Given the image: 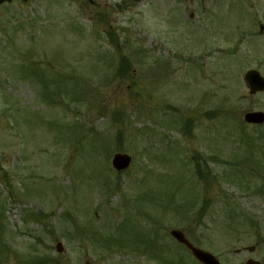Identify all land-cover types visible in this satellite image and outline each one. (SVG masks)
I'll return each instance as SVG.
<instances>
[{
  "label": "rangeland",
  "instance_id": "rangeland-1",
  "mask_svg": "<svg viewBox=\"0 0 264 264\" xmlns=\"http://www.w3.org/2000/svg\"><path fill=\"white\" fill-rule=\"evenodd\" d=\"M261 27L264 0H29L3 5L0 203L7 208L5 220L0 218L4 227V234L0 232V253L6 252L9 259H2L0 264H30L45 256L60 264H170L155 260L149 251L143 256L118 245L107 251L100 247L95 250L87 239L68 242L64 238L68 220L75 216L78 222L108 226L128 210L123 237L137 234L139 226L147 222L145 226L160 230L166 245L179 251L183 264H196L168 236L172 228L184 230V226L171 210L165 209L167 203L164 208L152 202L141 205L142 212L151 217L149 221L138 219L134 213V196L148 195L147 190L157 196L158 203L171 192H175V205L191 203L197 193L201 195L200 206L207 199L210 208L203 227L189 233L190 239L227 264H243V258H234L230 249L217 244L221 231L230 229L219 199L225 192L243 213H251L264 226V196L243 194L236 185L225 182L209 187L204 183L205 190H201V183L193 179L192 165L187 161L185 166L183 160H189L194 153L218 157L220 161L233 155L235 164L248 168L264 165V147L263 151L234 149L245 133L253 139H259L254 135L257 132L264 135V125L243 124L246 113L264 112V94L250 95L244 81L245 73L251 69L264 76ZM108 29L125 30L131 44L142 46L147 54L144 61L137 54H127L134 67V84L131 80H115L116 65L111 67L110 59L104 62L100 58L107 55L104 52H113L102 37ZM24 52H32L30 60L44 63L40 68L48 77L65 84L63 99H59L63 104L56 105L58 98L46 103L32 79L20 76L22 69L18 65L22 58L19 61L17 54L22 57ZM29 66L30 61L22 63V68ZM108 72L111 78H107ZM60 75L68 79L59 81ZM52 102L55 106H51ZM118 110L127 111L121 123L113 119V112ZM206 112L211 115L206 117ZM11 113L16 117L14 120L11 116L7 125L4 116ZM183 116L195 119L192 139L183 135ZM72 123L84 127L83 136L86 129H94L95 133L84 136V144L96 140L99 151H103L104 143H109L111 158L107 161L105 154L97 153L92 159L89 147L84 152L76 143ZM120 128H125L123 142L127 145L121 153L131 155L135 162L120 177L112 175V179L121 180L122 189L107 197L98 183L108 174L106 164L112 168L113 155L121 149L109 142ZM69 140L74 141L69 144ZM258 183H252L251 189L262 185L261 180ZM79 189L92 195L80 200V213L73 201ZM86 205L88 211L83 212ZM66 212L71 213L70 219ZM30 213H46L48 218L26 221L25 214ZM58 243L64 246L62 253L57 250ZM164 256L169 253L165 251Z\"/></svg>",
  "mask_w": 264,
  "mask_h": 264
},
{
  "label": "flooded vegetation",
  "instance_id": "flooded-vegetation-1",
  "mask_svg": "<svg viewBox=\"0 0 264 264\" xmlns=\"http://www.w3.org/2000/svg\"><path fill=\"white\" fill-rule=\"evenodd\" d=\"M221 233L224 235L219 236L221 240H218L217 244L223 249H230L229 252H232L234 258L241 257L244 262L252 259L264 264V226L226 229ZM227 236L232 239H226ZM250 239L253 241L247 242Z\"/></svg>",
  "mask_w": 264,
  "mask_h": 264
},
{
  "label": "water",
  "instance_id": "water-1",
  "mask_svg": "<svg viewBox=\"0 0 264 264\" xmlns=\"http://www.w3.org/2000/svg\"><path fill=\"white\" fill-rule=\"evenodd\" d=\"M4 1H12V0H0V4ZM27 1V0H23ZM247 83L250 86L251 94H256L259 91L264 90V79L260 76L258 72L250 71L247 73L245 77ZM246 121L249 123H262L264 121V115L261 113H253L248 114L245 117ZM131 158L127 155L117 154L113 159V166L120 171L126 170V168L130 165ZM172 235L176 240L180 243H185L190 250L193 251L194 256L200 260L203 264H220L217 259H215L211 254L203 252L200 249H196L193 247L187 239H185L184 234L178 230L172 231ZM59 250H62V246L59 245ZM248 264H257L253 261H250Z\"/></svg>",
  "mask_w": 264,
  "mask_h": 264
},
{
  "label": "trees",
  "instance_id": "trees-1",
  "mask_svg": "<svg viewBox=\"0 0 264 264\" xmlns=\"http://www.w3.org/2000/svg\"><path fill=\"white\" fill-rule=\"evenodd\" d=\"M32 72L33 73H35V71L34 70H32ZM41 80L43 81V82H45L44 81V79L43 78H41ZM42 84H44V83H42ZM124 133V131L122 130L121 132H120V134L122 135ZM121 135H119V137L121 138ZM119 139V138H118ZM123 143V142H122ZM122 143H121V148L123 149V145H122ZM124 144V143H123ZM202 159H200V160H198V162L196 163L197 164V173H196V175H198L199 176V178L201 179H205V178H211V176H212V174H210L208 171H205L204 169H203V166H205V165H202L201 163H202ZM0 231H1V229H0ZM0 251H2V249L0 248ZM1 253H0V257H1ZM36 262H38V261H36ZM44 264H50V260H49V258L48 257H45L44 258V260L42 261Z\"/></svg>",
  "mask_w": 264,
  "mask_h": 264
}]
</instances>
